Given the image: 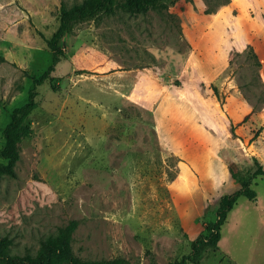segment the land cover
I'll return each mask as SVG.
<instances>
[{"label":"rangeland","instance_id":"rangeland-1","mask_svg":"<svg viewBox=\"0 0 264 264\" xmlns=\"http://www.w3.org/2000/svg\"><path fill=\"white\" fill-rule=\"evenodd\" d=\"M83 1L0 0V149L10 113L26 102L33 78L53 62L44 38L58 29L61 5L70 9ZM234 1L212 30L220 36L225 76L231 38L240 48L248 36L244 25L255 23L245 0H168L147 13L119 10L73 24L61 40L66 58L53 74L56 81L38 87V104L22 116L15 135L21 155L17 176L0 181V233L12 239V253H36L45 238L72 220L78 221L73 250L86 261L170 264L191 252L205 223L215 220L213 198L234 193L240 183L213 179L220 168L216 161L201 177L181 168L180 158L160 147L151 119L111 92L120 84L113 73L156 66L182 81L190 52L183 18L190 9L191 17H208V25L214 17L204 15L205 9L212 13ZM205 19L193 26L197 33ZM234 60L258 63L253 51ZM248 92L255 97L253 111L249 104L234 106V98L228 104L248 113L236 129L216 115L225 126L216 134L222 149L232 151L231 140H243L241 152L228 162L238 176L252 173L255 159L264 167V88L255 81ZM213 154L220 158V151ZM253 189L256 200H238L222 228L219 250L201 264H264L263 177Z\"/></svg>","mask_w":264,"mask_h":264},{"label":"crops","instance_id":"crops-1","mask_svg":"<svg viewBox=\"0 0 264 264\" xmlns=\"http://www.w3.org/2000/svg\"><path fill=\"white\" fill-rule=\"evenodd\" d=\"M245 1L256 24L250 27L244 25L248 36L240 48H237L235 38H231L230 49L225 56L230 66L227 67L225 76L220 72V36L217 32L212 33V30L213 25L220 20L223 9H232L236 1L212 13L205 9L204 15L214 18L208 25V17L203 18L206 25L198 33L193 26H202L203 19L191 17L189 9L182 22L184 38L190 45L189 70L182 81H177L178 76L173 77L156 66L151 69L132 68L113 73L120 84L111 91L120 96L122 104L128 102L137 106L151 119L160 147L165 153L179 157L181 168L196 170L201 177L202 171L211 169V162L216 161L220 168L213 179L227 185L235 183L228 162L241 152L244 144L241 138L236 137L231 140L234 146L232 151L222 149V139H217L216 134L222 135L224 122L222 124L216 115L236 129L237 124L244 121L248 113L244 115L239 110L230 108L228 104L232 98L238 102L234 106L239 104L244 107L249 104L250 111H253L255 97L248 92V87L256 81L264 88V1ZM234 20L236 22L239 18L235 16ZM229 26L227 30L231 33L233 30ZM248 51H253L258 62L256 65H240L233 61L234 56ZM221 101L227 106L225 109L231 120L220 109ZM215 151H220L219 159L213 156Z\"/></svg>","mask_w":264,"mask_h":264},{"label":"trees","instance_id":"trees-1","mask_svg":"<svg viewBox=\"0 0 264 264\" xmlns=\"http://www.w3.org/2000/svg\"><path fill=\"white\" fill-rule=\"evenodd\" d=\"M168 0H84L82 4L67 8L64 4L60 8V24L50 38H44L53 55V62L40 76L34 77L26 102L16 107L10 113V120L3 130L4 146L0 149V181L6 177L16 178V166L21 159L20 152L15 148V135L18 132L22 116L37 106L38 87L56 78L53 76L58 64L66 58L61 40L71 31L76 21L94 19L101 15H115L119 10L129 14L147 13L152 9L162 8ZM260 134V133H259ZM257 135L254 137L256 139ZM256 169L247 175H236L231 171L240 188L232 194H223L214 197L218 202L215 208V220L205 223V232L200 233L192 242L191 252L181 260L170 264H201L211 252L219 250L222 238V228L228 214L237 205L241 197L255 201L256 191L254 181L258 177L264 178V167L255 159ZM78 221L72 220L57 234L45 238L36 253L27 251L24 254H14L11 251L12 239L0 233V264H122L120 260L86 261L78 257L72 247V241Z\"/></svg>","mask_w":264,"mask_h":264}]
</instances>
